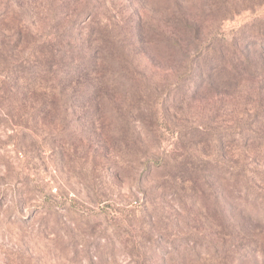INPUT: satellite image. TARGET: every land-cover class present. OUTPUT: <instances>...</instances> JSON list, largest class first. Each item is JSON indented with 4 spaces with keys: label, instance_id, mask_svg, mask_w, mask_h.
<instances>
[{
    "label": "rangeland",
    "instance_id": "1",
    "mask_svg": "<svg viewBox=\"0 0 264 264\" xmlns=\"http://www.w3.org/2000/svg\"><path fill=\"white\" fill-rule=\"evenodd\" d=\"M143 6L162 28L135 44L128 76L60 106L34 80L48 0H0V264H264V199L231 196L212 146L190 132L256 116L255 141L229 143L222 156L264 173V60L254 53L238 79L209 75L211 50L199 57L224 36L248 46L264 0H181L182 48L168 58L157 43L164 0ZM178 73L181 89L163 96ZM151 157L168 165L146 168ZM179 164L191 173L171 168Z\"/></svg>",
    "mask_w": 264,
    "mask_h": 264
},
{
    "label": "trees",
    "instance_id": "2",
    "mask_svg": "<svg viewBox=\"0 0 264 264\" xmlns=\"http://www.w3.org/2000/svg\"><path fill=\"white\" fill-rule=\"evenodd\" d=\"M180 1L164 0L167 16L164 19L165 27L163 28L166 33L159 37L160 40L157 38L158 42H156L162 44L163 56L166 58L175 56L177 51L182 48L179 32L183 22L178 18L177 12ZM107 2L108 0H86L83 2L48 0V12L43 17L44 28L47 29L40 31L41 34L35 43L38 53L37 61L41 60L40 64H37L34 80L37 87L43 89L48 87V90L52 91L53 103L64 106L70 104L69 98L73 95L77 97L86 94L93 95L102 92L103 89L117 86L120 78L128 76L126 69L130 66L134 67L131 54L135 52V44H142L144 40L147 44L154 42L153 33L162 28L160 21L154 20L152 17L146 18V13L143 11V4L146 3V0H123L120 6L112 1L110 7H107ZM127 2H131L130 5L127 6ZM133 6H139L138 16H135L136 10L135 7L133 9ZM128 7L133 9V13L125 15L121 12V9H128ZM118 15L119 19H117ZM258 22L260 25L258 31L251 33L247 31L248 35L254 39L248 46H238L235 41L236 37L227 39L224 36L222 37L225 39L224 41L216 40L205 47L199 54L200 59L204 56L205 51L214 52L212 55L213 66L209 75L219 76L229 73L230 78L238 76V79H242L249 75V70L253 66V55L259 54L264 60V19ZM238 38L243 39L244 36L239 35ZM258 44L260 47H256ZM250 46L254 48L252 52L249 49ZM145 54L148 59H151L146 49ZM190 61L193 59L191 58ZM189 67L193 72L192 63ZM172 69L173 67H171ZM174 71L177 73L178 69L174 68ZM184 74H186V79L192 77L190 70H186ZM177 76L176 82L168 84L163 89V96L167 97L170 92L181 89L180 77L182 75L178 73ZM13 86L17 85L13 84ZM50 105L53 104L50 102ZM256 120V116H250L225 128L206 125L194 126L190 132H192L191 136L198 135L212 146L213 159L220 174L229 181L231 196L239 189L247 202L260 204L264 199V194L260 190L262 185L257 180L264 184V173L257 171L258 168H251L247 163H227L222 156L229 143L243 141L246 137L248 140L255 141L253 138L259 135L254 126ZM170 132H172L173 138H180L177 136L180 131L170 130ZM138 140L140 137L136 135L135 141ZM249 144L247 143V145ZM181 156L183 157V154ZM150 160L155 166L165 167L168 165L165 161L161 164L156 163L160 161L151 157L145 165L146 168H150ZM191 167L192 165L182 166L181 164L171 166L181 174L191 173L193 169ZM247 172L257 175L251 176ZM236 173L245 175L246 180L241 183L242 185L239 181L230 178Z\"/></svg>",
    "mask_w": 264,
    "mask_h": 264
}]
</instances>
